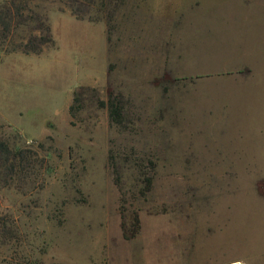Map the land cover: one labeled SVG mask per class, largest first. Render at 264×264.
<instances>
[{
  "label": "rangeland",
  "instance_id": "374dc122",
  "mask_svg": "<svg viewBox=\"0 0 264 264\" xmlns=\"http://www.w3.org/2000/svg\"><path fill=\"white\" fill-rule=\"evenodd\" d=\"M28 5L53 42L0 23V139L47 167L0 180V264H264V0Z\"/></svg>",
  "mask_w": 264,
  "mask_h": 264
},
{
  "label": "trees",
  "instance_id": "16d2710c",
  "mask_svg": "<svg viewBox=\"0 0 264 264\" xmlns=\"http://www.w3.org/2000/svg\"><path fill=\"white\" fill-rule=\"evenodd\" d=\"M28 2L29 0H5L0 6V23L3 24L6 29L9 27L10 22L11 24L14 23V26H16L17 24L22 23L26 17L39 22L38 28L42 29L44 33L38 36L30 35L27 40L19 46V48L26 54H38L42 51L45 44H51L53 42V38L51 37L49 26L44 24L32 11ZM65 2L73 14L79 17L80 6L94 4L95 0H65ZM25 11H28L26 15L24 13ZM100 103L103 105L104 101H100ZM107 106L110 117L115 122L119 123L120 107L111 100L107 101ZM45 161V157H39L36 150L29 147L14 149L10 147L5 140L0 139V180L5 184H9L12 180H19L22 182V185L17 186V188L23 190V184L27 183L25 180L29 179L31 188L34 189L35 187H40L41 183H36L35 176L40 170L47 167ZM118 182L119 175L115 173V183L118 184ZM150 184L151 179L148 177L145 181V187L142 192L147 191ZM137 229V226L134 227V229H131L129 234H127V237L134 236ZM0 230L1 232L4 231L3 228Z\"/></svg>",
  "mask_w": 264,
  "mask_h": 264
},
{
  "label": "crops",
  "instance_id": "0c3cea01",
  "mask_svg": "<svg viewBox=\"0 0 264 264\" xmlns=\"http://www.w3.org/2000/svg\"><path fill=\"white\" fill-rule=\"evenodd\" d=\"M216 73H218V72H216ZM221 73H226V74H237L238 72H236V73H231L230 71H224V72H221Z\"/></svg>",
  "mask_w": 264,
  "mask_h": 264
}]
</instances>
